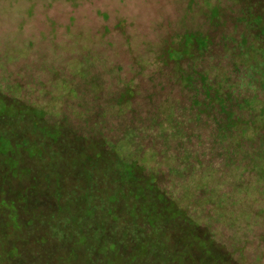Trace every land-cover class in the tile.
Instances as JSON below:
<instances>
[{
	"label": "rangeland",
	"instance_id": "374dc122",
	"mask_svg": "<svg viewBox=\"0 0 264 264\" xmlns=\"http://www.w3.org/2000/svg\"><path fill=\"white\" fill-rule=\"evenodd\" d=\"M262 70L264 0H0V95L45 114L0 127L46 145L41 157L11 156L23 178L0 169L6 200L34 187L19 213L24 228L36 221L16 247L30 257L43 240L57 253L56 220L85 219L92 204L96 226L113 209L107 236L133 247L132 208L158 214L170 198L196 226L167 230L172 264H264V179L253 171L264 163ZM120 162L156 179L146 203L130 195ZM16 208L0 200L5 223L16 225ZM74 247L60 264L101 259Z\"/></svg>",
	"mask_w": 264,
	"mask_h": 264
},
{
	"label": "trees",
	"instance_id": "16d2710c",
	"mask_svg": "<svg viewBox=\"0 0 264 264\" xmlns=\"http://www.w3.org/2000/svg\"><path fill=\"white\" fill-rule=\"evenodd\" d=\"M260 19H257L259 21ZM263 73V70L261 71ZM262 75V74H261ZM264 75V73H263ZM264 77V76H263ZM4 96L0 95V127L6 126V123H10L11 119L18 118V116H29V117H44V111L39 114L33 113V111H16L15 105H7L6 100L3 98ZM245 105L250 103L248 101L244 102ZM264 114L260 115L259 117L262 118ZM9 119V120H8ZM37 122V121H36ZM264 125V120H260L259 123V130L262 129ZM39 127V125H37ZM43 132L48 134L49 138H54V134L50 132ZM24 143L10 139L6 133H3L0 129V158H4V162L0 161V169H2L6 175H10L12 177L23 178L24 172H17V163L11 158L14 154H20L22 150H25L26 153L31 154V156H38L41 157L46 145L35 143V142H28L27 139H23ZM21 144V145H20ZM20 145L19 148L16 146ZM29 148L28 152L26 149ZM34 149V151H32ZM49 150V149H48ZM48 152V151H47ZM129 164H125L124 162L119 163V168L123 169L128 172V190L129 193L136 201L143 198L146 203V199L148 198L146 195L150 194L156 190V179L153 177H148L140 179L139 174H135L136 167L130 166ZM7 170V171H6ZM253 171L258 173V177L264 179V163L261 166H257L256 170L253 168ZM58 175H55L54 178H57ZM139 176V177H138ZM264 185V184H263ZM58 187V185H57ZM264 187V186H263ZM15 190L17 193L16 200H6L0 195V200L3 202H8L10 204H16V211L18 216L15 218V226L10 223H5L2 217V212L0 210V264H60V262L66 257H71L76 255L78 249L74 246H84L86 248V252L93 255L97 254V257L101 259L97 260L95 264H172L174 261L172 256L174 255V250H170L167 246V230L174 229L176 223L181 222L182 220H190V225L195 228V222L191 219H187L183 215V210L177 207L175 202L170 198L164 201V205L161 209H156L159 211L158 214H155L154 209L152 208L151 204H142L139 207L132 208V216H133V232L137 234V238L135 240V245L131 247L130 243L126 245L122 241H117L107 236L104 224L110 220L115 222V216L113 214V209L107 210L102 216L98 218V224L100 226H96V215L97 211H101L98 209L95 204L89 205L87 208L86 218L82 220H76L70 216H68L65 212L58 221V227H61L63 231H58L56 233L57 240L60 243V246L56 247L58 249L57 253L49 254L45 248L49 246L45 241H39L40 244H34L32 246V255L29 257V249H18L16 247V242H23L19 240L26 236L27 228L34 227V223L36 218L31 216V224L29 222L24 228L23 223L21 221V215L19 210L21 205H27L25 203V195L34 190L33 186L29 188H19L15 186ZM1 191V190H0ZM143 194V196H142ZM264 199V190H262ZM54 198L59 200V192L54 194ZM110 202L116 201V197L112 199H108ZM149 201V200H148ZM150 203V202H149ZM55 215V214H50ZM164 215L168 216V223L163 224L162 217ZM67 218L69 219L66 223L61 222L62 219ZM87 219L92 220L91 222L86 221ZM17 221V222H16ZM74 224L78 226V233H74L73 230L67 229L69 225L74 227ZM8 226V227H6ZM104 226V230L102 227ZM16 227V228H13ZM172 227V228H171ZM57 229L56 227H52L48 233L52 230ZM66 230V231H65ZM47 232V231H46ZM46 234V236L48 235ZM144 234H148L144 237ZM76 235L78 240L75 244L71 243L73 236ZM142 239H138V237ZM154 237L157 239L156 242H149V237ZM161 236L163 239L161 240ZM37 236L36 238L38 239ZM131 240V241H133ZM138 240V241H137ZM143 240V242H142ZM53 241V240H52ZM37 242V243H39ZM154 249H151V246ZM156 250V251H155ZM160 252V255L164 256L165 259L162 257L160 260L156 257L157 253ZM170 253L169 255H167ZM69 254V256H68ZM50 257V259H49ZM49 259V260H48Z\"/></svg>",
	"mask_w": 264,
	"mask_h": 264
}]
</instances>
